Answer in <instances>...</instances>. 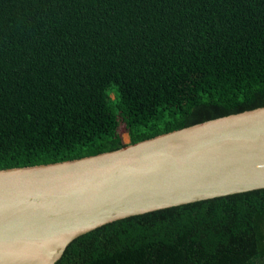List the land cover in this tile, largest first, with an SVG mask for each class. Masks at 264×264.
Returning a JSON list of instances; mask_svg holds the SVG:
<instances>
[{"label": "trees", "instance_id": "1", "mask_svg": "<svg viewBox=\"0 0 264 264\" xmlns=\"http://www.w3.org/2000/svg\"><path fill=\"white\" fill-rule=\"evenodd\" d=\"M264 106V0H0V169ZM56 264H264V189L121 219Z\"/></svg>", "mask_w": 264, "mask_h": 264}, {"label": "water", "instance_id": "2", "mask_svg": "<svg viewBox=\"0 0 264 264\" xmlns=\"http://www.w3.org/2000/svg\"><path fill=\"white\" fill-rule=\"evenodd\" d=\"M62 162L0 169V264H56L131 216L264 189V106Z\"/></svg>", "mask_w": 264, "mask_h": 264}, {"label": "rangeland", "instance_id": "3", "mask_svg": "<svg viewBox=\"0 0 264 264\" xmlns=\"http://www.w3.org/2000/svg\"><path fill=\"white\" fill-rule=\"evenodd\" d=\"M118 131L121 134L123 140L125 142H128L129 141V137H128L129 134L126 130V125H125L124 121H122V120H120Z\"/></svg>", "mask_w": 264, "mask_h": 264}]
</instances>
